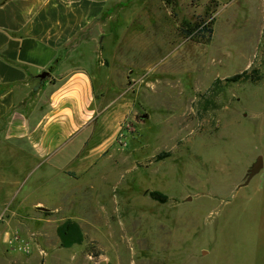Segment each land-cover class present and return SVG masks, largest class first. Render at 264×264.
I'll return each instance as SVG.
<instances>
[{
  "label": "rangeland",
  "instance_id": "obj_1",
  "mask_svg": "<svg viewBox=\"0 0 264 264\" xmlns=\"http://www.w3.org/2000/svg\"><path fill=\"white\" fill-rule=\"evenodd\" d=\"M105 7L92 44L100 113L59 165H77L85 138H114L81 177L64 179V202L2 232L0 255L12 257L0 264H264V167L242 186L264 157V0ZM199 21L211 23L208 43L181 31ZM245 70L263 78L208 93ZM40 186L37 197L56 202L47 177ZM66 223L79 230L62 235Z\"/></svg>",
  "mask_w": 264,
  "mask_h": 264
},
{
  "label": "crops",
  "instance_id": "obj_2",
  "mask_svg": "<svg viewBox=\"0 0 264 264\" xmlns=\"http://www.w3.org/2000/svg\"><path fill=\"white\" fill-rule=\"evenodd\" d=\"M106 2L0 0V218L8 212L0 235L15 227L27 230L26 215L64 202V179L81 177L114 138L98 146L85 138L77 165H59L100 113L92 44ZM43 71L49 76L40 80ZM46 177L54 185L52 204L36 195ZM11 257L6 250L0 255Z\"/></svg>",
  "mask_w": 264,
  "mask_h": 264
},
{
  "label": "trees",
  "instance_id": "obj_3",
  "mask_svg": "<svg viewBox=\"0 0 264 264\" xmlns=\"http://www.w3.org/2000/svg\"><path fill=\"white\" fill-rule=\"evenodd\" d=\"M164 1L169 6L174 5L176 3V0H164ZM210 24L211 23L206 24L203 21H199V22H195V24L191 28L186 29V30H181V31L186 37L193 38L195 36H200L202 40H204L205 43H208L210 41V38L213 32ZM262 78L263 77L259 74L257 70H251V71L245 70L239 74H236L234 76H231L225 79H219V78L216 79L212 87L208 90V93L215 94V98H216V96L218 95V92L230 84L245 83V82L258 84ZM150 196L154 199H157L163 202L167 200V197L165 195H162L156 191L151 192ZM70 228L79 230L77 225H71L70 223H66L59 229V233H61L62 235H66L69 232L68 230Z\"/></svg>",
  "mask_w": 264,
  "mask_h": 264
},
{
  "label": "water",
  "instance_id": "obj_4",
  "mask_svg": "<svg viewBox=\"0 0 264 264\" xmlns=\"http://www.w3.org/2000/svg\"><path fill=\"white\" fill-rule=\"evenodd\" d=\"M49 76V72L48 71H43L42 73H40L38 75V78L40 80H44L46 77ZM264 167V157L262 155H259L257 158H256V161L252 164V166L247 170V173H246V180L245 182L243 183L242 186H246L250 183V181L256 176L258 175L261 170L263 169Z\"/></svg>",
  "mask_w": 264,
  "mask_h": 264
},
{
  "label": "built area",
  "instance_id": "obj_5",
  "mask_svg": "<svg viewBox=\"0 0 264 264\" xmlns=\"http://www.w3.org/2000/svg\"><path fill=\"white\" fill-rule=\"evenodd\" d=\"M14 242L18 243L20 245V247H23V244L19 243V239L18 237H14L12 240L9 241L10 244H14ZM24 251L28 252V248L24 247Z\"/></svg>",
  "mask_w": 264,
  "mask_h": 264
}]
</instances>
